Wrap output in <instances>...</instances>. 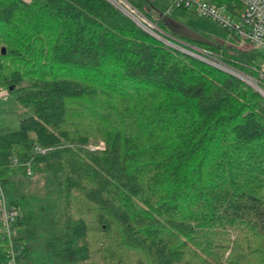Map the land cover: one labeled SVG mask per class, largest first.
<instances>
[{
	"label": "trees",
	"instance_id": "1",
	"mask_svg": "<svg viewBox=\"0 0 264 264\" xmlns=\"http://www.w3.org/2000/svg\"><path fill=\"white\" fill-rule=\"evenodd\" d=\"M128 1L166 29L171 0ZM0 87L25 115L0 129V264H92L97 230L148 264H264V98L248 84L106 0H0Z\"/></svg>",
	"mask_w": 264,
	"mask_h": 264
},
{
	"label": "rangeland",
	"instance_id": "2",
	"mask_svg": "<svg viewBox=\"0 0 264 264\" xmlns=\"http://www.w3.org/2000/svg\"><path fill=\"white\" fill-rule=\"evenodd\" d=\"M24 1H30V0H24ZM123 1L127 3L129 8H131L132 10H135V12H137V14L140 17L144 18L148 22V24L152 26L153 33L151 34L149 33V34L150 36L154 37L156 40L160 41L164 45H173L174 50L179 51L188 56H191V55L186 52L193 53L197 56H201L202 58H207L209 56H212L215 59L219 58L221 62H223L225 65H228L232 68L240 70L243 74L248 75V77L252 78L253 82L251 83L255 85L256 82H254V79L257 80L260 75L250 70L249 66L244 65V68L242 67L239 68V67H236L234 65H231L225 62L223 59V56H221V53L211 51L210 49L203 46L199 42L183 39L180 36H177L171 33L167 28H166L167 30L161 28V25H159L156 20L157 18L156 15L153 18L147 17L145 14L139 12L128 0H123ZM173 18L177 22L182 23L188 28L202 34L204 37H206L209 41H211L214 44L213 46H216L217 44L225 43L227 47H232L236 50H241L246 54L247 53L253 54L255 56L253 60H255V58L257 57V54L255 53V51L245 41L237 39L235 37H229L226 30L221 25L217 24L216 22L210 21L186 9L176 10L173 14ZM152 34H157L158 36H155ZM263 62L264 60L262 58L258 59V64H262ZM245 66L247 67L245 68ZM259 83L264 84V82H259ZM248 85L251 88H253L255 91H257V89L252 87V85L250 84ZM257 92L259 93V91ZM259 94L262 96L261 93ZM16 99H17L16 94L7 93L6 89H3L2 87H0V129H8L10 131H17L19 129V121L20 119L24 118L25 115L20 114L22 109H20L16 105ZM86 145L88 147L90 146V148L94 146V145H91L90 143H87ZM98 146L100 147L99 150L105 149L104 143H100L99 145L94 146V147L98 149L99 148ZM2 193L4 194V191H2ZM2 196H3L2 199L4 200V195ZM74 206L78 208V213L80 215L85 216L86 218H89V219L95 218L96 213H94V211L92 210L90 211L88 203L84 199L81 200V197L79 195H77L76 199L74 200ZM102 233L103 232H100V230H97L93 233L91 237V244H93V249L95 250L94 259H93L92 264H138L139 262H142V264L149 263L148 255L146 252H143L142 250L135 249V248H127L125 246H120V245L118 246V242H119L118 238L116 242H114L113 238H110V239L104 238ZM103 239L104 240L106 239V244L102 246L103 250L99 253L100 251L99 245ZM111 246H113L116 250L112 249ZM104 248H107L106 251ZM113 250H114V253H113Z\"/></svg>",
	"mask_w": 264,
	"mask_h": 264
},
{
	"label": "built area",
	"instance_id": "3",
	"mask_svg": "<svg viewBox=\"0 0 264 264\" xmlns=\"http://www.w3.org/2000/svg\"><path fill=\"white\" fill-rule=\"evenodd\" d=\"M106 1L131 19L141 29L150 34L153 33L152 26L148 24L144 18L140 17L135 10L129 8L125 1ZM237 2L239 7L230 9L227 6L216 5L210 0H171V5L167 9L166 15L170 16L178 9H186L221 25L226 30L229 37H235L245 41L257 54L255 60L248 65L250 70L260 75L257 80L254 79V82H256L255 85L251 83L253 82L252 78L243 74L240 70L225 65L219 58L215 59L212 56L202 58L190 52L186 53H189L191 56L211 67H215L218 70L238 78L242 82L252 85V87L256 88L264 97V84L259 83L264 82V62L258 64V59L262 58L264 60V0H237ZM152 35L158 36L157 34ZM167 46L174 48L173 45ZM98 149H100V147ZM29 174H31L30 171ZM3 210L6 231L8 236L11 237L14 234L12 231V223L17 213L15 211L9 212L6 208ZM10 264H16L15 260L13 259Z\"/></svg>",
	"mask_w": 264,
	"mask_h": 264
},
{
	"label": "water",
	"instance_id": "4",
	"mask_svg": "<svg viewBox=\"0 0 264 264\" xmlns=\"http://www.w3.org/2000/svg\"><path fill=\"white\" fill-rule=\"evenodd\" d=\"M164 26L173 34L180 36L183 39L192 40L195 42L214 45L211 41H209L202 34L188 28L182 23L177 22L172 16H164L163 17ZM2 52L5 54L6 49L3 48Z\"/></svg>",
	"mask_w": 264,
	"mask_h": 264
}]
</instances>
